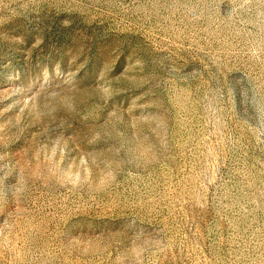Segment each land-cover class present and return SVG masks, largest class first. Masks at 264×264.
Segmentation results:
<instances>
[{"label": "rangeland", "instance_id": "rangeland-1", "mask_svg": "<svg viewBox=\"0 0 264 264\" xmlns=\"http://www.w3.org/2000/svg\"><path fill=\"white\" fill-rule=\"evenodd\" d=\"M0 264H264V0H0Z\"/></svg>", "mask_w": 264, "mask_h": 264}]
</instances>
